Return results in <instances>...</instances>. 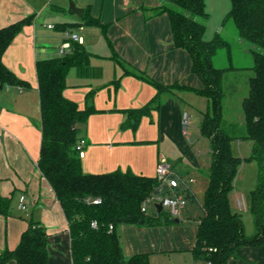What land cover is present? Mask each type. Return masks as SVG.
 Returning a JSON list of instances; mask_svg holds the SVG:
<instances>
[{
  "label": "trees",
  "instance_id": "1",
  "mask_svg": "<svg viewBox=\"0 0 264 264\" xmlns=\"http://www.w3.org/2000/svg\"><path fill=\"white\" fill-rule=\"evenodd\" d=\"M144 10L147 18L167 13L174 46L189 52L192 72L201 78L203 85L162 83L129 65L115 53L113 58L124 67L126 74L147 81L157 90L147 104L124 109L127 118L123 125L137 129L143 116L159 109L166 96L180 90L207 98L209 104L203 112L200 127L202 135L210 140L212 159L206 171L209 184L202 204L203 212L197 221L198 231L192 252L196 264H229L240 246L264 243V0H232L227 15L234 20L239 35L260 48L253 51L254 76L250 78L248 96L242 102L244 134L237 123L224 117L223 80L228 68L217 67L214 56L220 48L230 44L219 33L212 40L205 38L206 23L201 19L208 18L206 0H161L159 6ZM83 18L85 23L98 25L107 33L108 24L92 17L88 10ZM33 20L31 15L0 28V83L4 86L30 87L29 81L20 78L5 64L3 55L17 34ZM91 56L83 43L73 41L66 54L37 60L42 120L38 167L52 186L68 220L73 264H150L148 253L125 255L119 227L123 224L150 226L173 222V216L164 209L159 212L155 207L154 214L143 209V203L153 195L182 194L187 202L198 199L186 185L185 173L189 170L182 157L176 161L168 160L171 170L165 183L157 176L131 170L84 171L82 157L76 150L80 124H85L98 109L93 104L80 107L64 91L67 75L73 66L89 77L102 74L100 66L91 65ZM115 82L118 83L119 79ZM93 96L94 92H90L89 97ZM238 138L253 140V157L259 165L258 184L250 193L256 226L252 236L245 233L242 215L233 209L230 198L242 162L233 151V140ZM11 203L12 196L0 193L1 214H9ZM94 222L97 226H93ZM48 237L41 222L30 220L19 244L1 252L0 264L12 259L18 264H49Z\"/></svg>",
  "mask_w": 264,
  "mask_h": 264
},
{
  "label": "crops",
  "instance_id": "2",
  "mask_svg": "<svg viewBox=\"0 0 264 264\" xmlns=\"http://www.w3.org/2000/svg\"><path fill=\"white\" fill-rule=\"evenodd\" d=\"M75 2L84 8V13L88 10L92 17L108 24L107 33L98 25L88 26L83 16L70 14V0H0V28L27 16L34 17L33 22L24 26L17 34L3 55L5 64L20 78L29 81L30 87H0V193L12 196V201L15 199L14 204L11 203L9 214L0 213V254L5 249H14L29 221L36 220L41 222L49 234V264L73 262L68 220L52 186L38 167L42 120L36 63L38 59L63 55L60 53V46L66 40L62 37L58 44V55H49L48 44L43 40L44 32L52 28L69 31V27H72L73 33L82 37V43L91 52L90 61L94 67H101L100 63L104 60L110 66V62H116L113 58L116 53L129 65L162 83L180 82L192 87L203 85L201 78L192 72L189 52L174 46L167 13L146 17L144 8L157 7L161 0ZM50 24L54 27H49ZM94 26L97 28L94 31L97 40L90 43L87 30ZM77 27L82 31H76ZM114 68V74L104 83L98 82V86L88 84L91 87L83 105L78 102L79 99L67 80L64 91L67 97L77 100L80 107L95 102V107L103 110V113H92L89 116V128L80 131V138L87 140L84 156H81L83 169L88 173L121 169L157 176L156 168L162 159L176 161L182 156L178 153L171 156L167 150L162 151L161 144L157 148L152 145V141L159 137L162 142L163 139L167 140L168 134L174 136L185 133L186 130L182 128L185 115L190 116L189 106L196 105L203 113L209 102L207 98L191 91L168 95L159 109L143 116L138 136L133 137L127 131L118 129L119 123L127 118L124 109L147 104L157 90L147 81L126 74L124 68L119 69L118 65ZM115 79H119V82H115ZM98 91L102 95L101 101L96 97ZM90 92H94L93 98L89 97ZM95 118L104 120V129H101L99 136H95L90 128ZM109 121L113 124H109ZM191 178L195 182V178ZM186 185L188 186L187 179ZM192 192L195 194L194 190ZM21 195H26L25 209L19 208ZM21 210L29 211L23 215L19 212ZM178 218L179 222L150 226L121 225L119 232L125 255L192 251L198 225H186L189 220L185 221L186 217L183 215ZM6 264L18 262L12 259ZM229 264H264V243L240 246Z\"/></svg>",
  "mask_w": 264,
  "mask_h": 264
},
{
  "label": "rangeland",
  "instance_id": "3",
  "mask_svg": "<svg viewBox=\"0 0 264 264\" xmlns=\"http://www.w3.org/2000/svg\"><path fill=\"white\" fill-rule=\"evenodd\" d=\"M74 1L78 2V0ZM231 7L232 0H206L208 18L201 20L206 23L205 38L207 40L214 39L217 33H219L222 38L227 40L230 44L229 47H222L218 50L214 56V63L217 67L225 69L228 68L224 74L223 80V87L225 90V96L223 99L224 117L230 122L237 123L240 127L241 134H244L245 115L243 112L242 102L243 99L248 96L250 78L254 76L253 51L260 50V48L239 35L234 20L227 16ZM88 26H90V24ZM90 27L87 30L89 36L88 42L94 43L97 40L94 32L97 28H95V26L94 28ZM68 30L70 33L74 32L72 27H69ZM75 30L79 31L80 29L77 27ZM65 32L66 31L64 30H58V28L48 29L44 32L43 40L48 44L49 55L59 54L57 47L62 41V37H65L66 39ZM104 61H101L100 63L102 68V74L100 77H89L85 72L76 66H73L69 70L67 75L68 84L71 89L75 91V94L79 99L78 102H81V105L85 103L86 94H88L91 87V85L88 84L91 83L93 86H98V82L104 83L109 76L114 74L115 65H118L119 69L124 68L118 62H110V66H107V62ZM90 63L93 66V62L90 61ZM96 97H98L101 101L102 95L99 91ZM103 100L104 99H102V101ZM92 103L94 106H97L95 102ZM188 110L190 116L188 117L187 122L183 124L182 128V130H186L185 133L182 132L181 135L178 134L174 136H170V134H168L166 135L167 140L163 139L162 142H160L159 137H157L156 141H152V145H155V147L158 148L159 144H161L162 151L167 150L171 156H176V153L182 156L184 160L183 164L186 166L185 168L189 170V172L185 173V178L188 181V186L191 188V191L194 190L198 201L188 202L186 207L183 209L181 216L183 215L184 218L186 217L185 221L189 220L186 225H195L203 212L202 204L205 201L206 190L209 184L206 171H208L211 164L212 154L210 149V140L201 133L200 125L203 113L200 110V107H197L196 105L189 106ZM98 113H103V110L98 109V111L93 114ZM89 120L90 118L85 124H80L81 130L85 131L89 128ZM109 124L112 125L113 123L109 121ZM90 128L95 136H99L101 129H104V120L102 118H95ZM118 129L123 132L127 131V133H130L133 137H137L140 125L137 129H133L125 127L122 121L119 123ZM144 132H146V130H144ZM232 145L234 153L242 158V162L239 166L238 174L235 180V187L230 195L231 204L233 209L240 212L242 215L245 233L247 235H252L256 232V226L254 222V215L251 211L250 193L257 186L259 180L258 161L253 157L254 142L251 138H238L233 140ZM190 177H194L195 182H191L189 180ZM240 198H244L245 206L244 204H239ZM12 202L14 204L15 199ZM155 209L154 203L149 202L147 204L148 214H154ZM164 210L167 211L166 209ZM28 211L29 210H21L19 212L24 215ZM149 256L150 264H194L193 253L190 250L150 253Z\"/></svg>",
  "mask_w": 264,
  "mask_h": 264
},
{
  "label": "built area",
  "instance_id": "4",
  "mask_svg": "<svg viewBox=\"0 0 264 264\" xmlns=\"http://www.w3.org/2000/svg\"><path fill=\"white\" fill-rule=\"evenodd\" d=\"M49 27H54L53 24H50ZM73 41H78L80 43L83 42L82 37L79 36L77 33H70L69 31H66V40L61 44L60 46V53L66 54L71 49V44ZM188 116L185 115L184 123L187 122ZM87 145V140L82 137L79 138L77 144H76V150L79 152L80 156H84L85 153V147ZM171 166L170 163L167 161V159H162L157 167V177L162 182H167L168 180V174L170 173ZM190 181H193L191 178ZM161 190V187L159 188V191ZM95 202H99V200H95ZM149 202H152L154 204L161 202L163 204V208L166 209L172 216L174 217H180L183 213V209L187 205V199L181 195V194H170V195H153L151 196L147 201L143 203V209H147V204ZM245 203L244 198L239 199V204L243 205ZM245 206V204H244ZM27 207L26 205V195H21L19 200V208L25 209ZM93 226H97V223L94 222ZM112 227V226H111Z\"/></svg>",
  "mask_w": 264,
  "mask_h": 264
},
{
  "label": "water",
  "instance_id": "5",
  "mask_svg": "<svg viewBox=\"0 0 264 264\" xmlns=\"http://www.w3.org/2000/svg\"><path fill=\"white\" fill-rule=\"evenodd\" d=\"M69 13L72 15H78V16L82 17L84 15V8L79 7L74 0H70ZM2 86H3V84L0 83V87H2ZM155 207L157 208V210L159 212H161L164 209L163 204L161 202L156 203ZM162 220H164V218H162ZM172 221L173 222H179L180 218L173 217Z\"/></svg>",
  "mask_w": 264,
  "mask_h": 264
}]
</instances>
